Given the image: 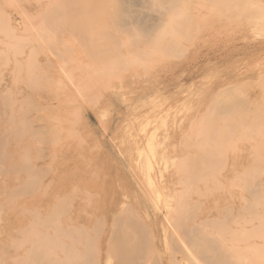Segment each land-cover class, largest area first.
Masks as SVG:
<instances>
[{"label": "bare ground", "instance_id": "6f19581e", "mask_svg": "<svg viewBox=\"0 0 264 264\" xmlns=\"http://www.w3.org/2000/svg\"><path fill=\"white\" fill-rule=\"evenodd\" d=\"M2 3L8 9L10 3L12 9L6 11ZM261 25L264 27V0H0V260L7 253L11 260L8 264H102L103 257L109 264H148L143 259H150L154 252L157 255L158 248L155 235L150 234L152 252L144 255L141 246L148 241V233L143 226H170L171 230L165 228L162 233L163 241L166 243L170 237L179 244L181 256H176L182 263L264 264V93L261 90V95L252 82L256 79L264 87L261 68L255 77L249 74L243 82L214 90L205 116L189 118L188 128L176 134V141L169 137L175 142L170 144L171 153L166 151L170 147L167 145L162 149L157 145L150 156L143 148L145 156L139 153L138 147L134 155L120 152L124 165L137 159L143 166L150 161L161 162L164 170L142 181L144 184L130 186L134 191L130 197L133 209L122 202V206L112 207L111 202L116 201L113 199L103 207L104 229L118 226L115 230L122 232V236L114 241L113 229L106 228L102 234L106 235L104 242L96 245L97 255L92 249L95 235L84 237L86 225L82 227L85 229L70 228L67 221L74 227L73 218L67 212L68 218H63L60 185L62 116L65 113L69 119L77 114L75 104L78 100L85 103L89 92L80 93L67 68V77L61 76L67 84L74 85V97L67 92L69 85L55 73L60 68L56 58L59 53L69 55L65 38L69 35L86 48L91 71L103 85L111 78L122 83L129 72L137 78L148 77L155 63L180 57L208 29L218 33L248 29L261 34ZM254 49L264 51V42ZM52 53L57 56L53 58ZM61 73L64 74L62 70ZM249 90L257 91L249 94ZM123 96L120 98L124 99ZM157 97L151 101H157ZM110 101L106 98L105 102ZM74 119L71 124L78 122ZM238 144L240 150L246 151L244 155L235 154ZM229 154H233V161ZM168 156L173 157L170 167ZM139 166L142 171L137 172L142 174L143 168ZM227 191L231 192L230 198L224 194ZM156 192L157 199L152 195ZM234 198L239 201L231 200ZM164 207L174 208L173 216L171 213L158 220V212ZM134 226L143 227L136 230V237ZM167 258L166 262L176 263L175 258Z\"/></svg>", "mask_w": 264, "mask_h": 264}, {"label": "rangeland", "instance_id": "374dc122", "mask_svg": "<svg viewBox=\"0 0 264 264\" xmlns=\"http://www.w3.org/2000/svg\"><path fill=\"white\" fill-rule=\"evenodd\" d=\"M3 7H5L6 11L8 12L12 9L10 3H9V7L11 9L10 8L8 9L5 4H3ZM132 9L138 10V11H144L139 7H132ZM261 26L263 27V25ZM262 27L261 28L259 27V28L264 30V27L263 28ZM210 30L208 29L206 32H204L202 38L198 39L197 40L198 42L196 44H194L190 48L188 47L186 49L187 51L184 54H182L183 56L181 55L180 57H178L180 59L176 58L178 59L176 60L175 58H170V59L167 58L166 60L165 58L163 59L165 61L162 60L163 62L160 61L157 63V65L155 63L154 67L152 66L153 70L147 73L149 74L148 77L145 76V77L137 78V76L135 77L132 75V73L134 74V72L132 73L129 72L130 75H127L128 74L127 73L123 77L122 83H119L118 81H116V79L111 78L112 80L109 79L107 84L105 83L103 85L102 83H99V81H97L96 78L98 77L95 75L96 73L91 71L93 70L91 66L92 64H91V61H88L90 60V57L88 55V51H86V48H84L80 44V42L76 41L73 36L69 35L68 38L65 37L66 39H68L67 44H69L67 46L69 48L67 47L65 48H67L69 52L71 50V52L70 53L68 51L66 52L69 55H66L65 53L64 54L59 53V57L61 59L59 57H56L60 63V68L57 69L55 72L56 77H58V79L59 77H61L60 79L63 80V76L61 75H64V77H67L65 75V72L67 68H69L67 70V73L71 71V75L74 78V80H72L74 85L76 82V86L78 85L77 87L80 88L81 94L83 93L85 94L87 90L89 93L87 92L88 95L87 93L86 95L89 97L86 98L87 96L85 95L86 96L85 100L87 101V102L85 101L86 104L83 103L84 101H81V100H78V102L75 104V107L77 106L75 108L76 111L78 112L77 114L74 113V115H72L69 119L65 113L62 116V127L63 128L61 132L62 141L60 145L62 149L60 150V154L63 160L61 161L62 166H60L61 168L60 169L61 170L60 171V176H61L60 185L62 189L61 202H63V205H64V212L62 214L64 215L63 216L64 219L67 217L66 212H67V215H70L73 218V222L75 224L74 227H71L72 226L71 222L67 221L70 225L69 226L70 228H74V229L77 227L80 229L86 228L85 230H83V233L85 231L84 237L89 236L90 238L95 235L94 243L92 245V249L94 248L93 251L95 250L94 251L95 255H97V250L95 249L96 245H98V243L104 242V238L106 237V235H102V234H104V232L106 233L109 227L112 228L114 231V236H113L114 241L118 240L122 236V232L117 233V231L115 230V228H117L118 226H105V229H104V222H102V219L104 221L103 207L105 208L106 206H108L110 204V200L113 199L116 201L111 202L112 207L116 205H120V204L122 206L123 205L122 203H124L128 205L129 209H133V206L131 204L132 199L130 197L134 195V191L132 190L131 187L135 186V184L140 185L142 181L148 179L153 174H156L157 172H159V170H164L162 166L163 164H161V162L158 163V162L150 161L149 164H146V166H143L141 160L133 159L131 162H127V164L124 165L121 161L120 152L123 151L124 154H130L131 152H133L132 155H134V152L136 149L135 147H138L140 148V151L143 148V150L146 151L147 156H150L153 153V150L156 149L157 145H158L157 147L161 149L164 146L167 148V146H170V144L175 143L173 142V140L176 141L177 139L176 137L178 136L176 134H179L182 128L183 129L188 128L187 121L193 118L197 120L196 118H198V115H199V119L202 118V116H205L207 101L218 90L225 88L224 85H227V84L230 85L232 83L234 85V83L237 84V83L243 82L246 80L245 78H247L249 74H251L252 77H255L256 76L255 74L258 73V70L260 68L261 69L259 70V72L262 75H264V70H263L264 69V51L263 50L257 51L256 49H254L257 46H260L262 42H264V31H262L263 33L260 32L261 34H259V32L257 33L256 31H254L255 33L254 34L253 32L250 33L248 29L246 31L245 29H242L240 32L234 31L235 33L234 32L229 33V32H223V31H221V33H218L219 32L218 30H217L218 32L214 30L210 32ZM69 39H71L70 42H69ZM71 44L73 45L70 48ZM81 52L83 55L81 54ZM72 53L75 54L76 56L79 53L80 57L78 55L76 58V56L73 55ZM261 53L263 54V57ZM52 56L53 58H55L54 56H57V55L52 53ZM69 56L71 57L73 56V57L68 58ZM75 59L76 60L78 59L79 60L78 62L80 64L77 61H75ZM86 60L88 63L86 62ZM81 62H83V64L85 63L84 64L85 67ZM64 63L66 64L64 65ZM190 63H192L193 65ZM207 67L209 68V70ZM61 70L64 72V74L61 73ZM77 73L78 75H76ZM81 75L83 76L82 78L78 77ZM75 76L77 77V80ZM126 76L127 78L129 76L130 79H127ZM84 78H86V81ZM113 80H114V83H113ZM65 81H67V79ZM65 81H64V84L65 83L67 84L68 81L67 82ZM87 82L89 83L88 86L86 85ZM96 82L98 85L96 84ZM252 82H254L253 84L259 88L260 93H261V90L264 93V89H263L264 87L259 86L256 79H252ZM222 83L223 85H221ZM67 85H69V83ZM70 86L71 85L68 86L67 92H70V94H72L73 96L76 95L74 91L75 88L73 87L74 88L73 89L72 86L71 87ZM217 86L220 88L218 89ZM111 87H115L113 91L112 89H110ZM226 87H228V85ZM81 88H83V90H81ZM258 88L256 89L258 90ZM214 90L215 91L217 90V91L215 92ZM257 90L255 91L249 90L248 93L252 94L253 91L256 92ZM197 91H201L203 93L197 92ZM111 92H113L114 94ZM91 93H93V95L90 96ZM196 94L197 95L200 94L201 97L200 95L197 96ZM155 95H157L159 99H157V101L155 102L151 101V98H154ZM258 95H259V92L257 93V96ZM122 96L124 99L120 98ZM106 98H109V100H111L109 102L111 104L105 102ZM167 107L171 110L167 109ZM77 108H80V109L77 110ZM68 109L69 108H67L66 110ZM75 109L71 112H75ZM196 110H198V112ZM202 110L205 112H203ZM158 111L159 112L161 111V112L159 113ZM75 115H78V118H76ZM194 115H196V117H194ZM170 117H172L173 122L171 121ZM67 119L69 121H67ZM71 119H74V121L78 120V122H75V124H71L70 122ZM165 122L168 124L165 125ZM172 123L173 124L175 123V124L173 125ZM141 125L143 127L145 125L146 126L144 127L145 129ZM140 126L142 127V129ZM67 128H70V130L69 129L67 130ZM196 129L199 130L198 127H196ZM64 130L66 132V135H65V132H63ZM127 132L129 133L128 136L131 135L130 136L131 138L127 136L128 134ZM147 135L148 137H146ZM66 136L67 138L70 136L69 137L70 139L69 138L67 139ZM80 137L81 139H79ZM169 137H172L173 140ZM166 138L171 139V140H167ZM150 140L152 141L151 143L153 145L151 143L149 144L148 141ZM69 141L75 144H71V142ZM147 143H148V146H146ZM71 145L73 146L75 145V146L73 147ZM150 145H152V147ZM149 146L152 149H150ZM167 150H169V152L171 153L172 147L171 146L168 147L166 151ZM140 151L139 153H143L144 155V152L143 151L140 152ZM235 151H237L236 153L234 152L237 156L244 155L246 152L244 150H240L239 144H238V149L235 148ZM229 157L231 159L233 157V154H229ZM169 159L170 158L168 156L166 161H167V166L170 167V164H172L173 157L170 160ZM87 160L88 161L90 160V161L88 162ZM231 161H233V159H231ZM137 165H140L139 167L143 168L142 174L141 172L140 174H138V172L142 170L141 169L139 170ZM135 167H137L138 169ZM72 170H73V173L71 172ZM132 172L134 173V175ZM86 174L87 175L89 174V175L87 176ZM262 178L264 179V177ZM130 179L131 181L132 180L133 181L131 182ZM136 179L140 182H138ZM131 183H133L134 185L133 184L131 185ZM218 183H222V182H218ZM141 184H144V182H142ZM74 185H76V188L73 187ZM77 187H79V190L77 189ZM127 188H131V189H127ZM115 193L117 195H115ZM157 194L158 193L156 192L152 195L154 196V198L157 199L158 198ZM224 194L228 198H230L231 192L227 191ZM69 196H70V200L68 198ZM194 197H196V195H194ZM231 200H235V202L239 201L238 198H234ZM104 204L106 205L104 206ZM236 205L237 203L234 206ZM173 212H174V208L171 210H168L167 207L162 208L161 211L158 212V217H159L158 220L162 219L165 215L166 216L168 214L170 215L171 213L173 216ZM141 214L139 215L143 217V215ZM133 218L135 220L137 219V217L135 218V216ZM195 220H198V218H195ZM76 223L78 224L76 225ZM97 223H99V226L95 225ZM235 226H238V225L235 224ZM247 226H251V224H247ZM82 227H85V228H82ZM143 227L146 233H148V241H146L144 247L143 245L141 246L144 255H146L148 252L151 251V248H152L151 235L152 236L155 235L156 237L155 247L156 249L158 248L157 255L159 254L158 257L159 259L161 258L160 260H162L160 262V260L157 259V255L154 252L150 259H147V260L143 259V262L146 261L148 262V264H159V262L160 264H173L170 261L166 262L167 257H169V259H172L173 257L176 260L175 264H183V263L185 264V262L182 263L181 258L178 259L181 256L178 254V251H180L179 244L170 237L168 238V241L166 243L163 241L164 235H162V233L164 234L165 228L167 230L169 229L171 230L170 226L169 227L168 226H151V228L147 226H143ZM143 227L142 226L133 227L134 237H136V233H137L136 230L143 228ZM157 227L159 230H157ZM171 227L174 229L177 226L176 227L171 226ZM101 230L103 231L102 233H101ZM151 230L153 231L151 232ZM156 231H158L157 234L159 235L156 234ZM97 232H99V234ZM180 233H181V230H180ZM182 234L183 233H181V235ZM100 248L103 250L101 254H103L104 256V253H105L104 245L100 246ZM176 255H178L179 257ZM8 256L9 254L7 253L3 254L1 257L2 261L0 260V264L1 263L6 264L7 262L10 263L11 260L10 258H8ZM164 256H166V258ZM169 259L167 258V260ZM101 260H102V264H109V260H107L106 258L103 257L101 258ZM179 261H181V263Z\"/></svg>", "mask_w": 264, "mask_h": 264}]
</instances>
